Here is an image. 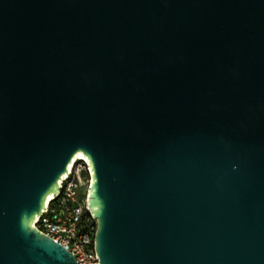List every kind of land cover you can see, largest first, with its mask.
I'll list each match as a JSON object with an SVG mask.
<instances>
[{"label": "water", "instance_id": "obj_1", "mask_svg": "<svg viewBox=\"0 0 264 264\" xmlns=\"http://www.w3.org/2000/svg\"><path fill=\"white\" fill-rule=\"evenodd\" d=\"M78 153L101 264H264V0H0V264Z\"/></svg>", "mask_w": 264, "mask_h": 264}, {"label": "built area", "instance_id": "obj_2", "mask_svg": "<svg viewBox=\"0 0 264 264\" xmlns=\"http://www.w3.org/2000/svg\"><path fill=\"white\" fill-rule=\"evenodd\" d=\"M91 173L83 158L73 160L61 180L59 193L52 196L34 225L73 254L77 264H101L95 250L97 220L88 204Z\"/></svg>", "mask_w": 264, "mask_h": 264}, {"label": "bare ground", "instance_id": "obj_3", "mask_svg": "<svg viewBox=\"0 0 264 264\" xmlns=\"http://www.w3.org/2000/svg\"><path fill=\"white\" fill-rule=\"evenodd\" d=\"M85 156L82 153H78L75 157L74 160L77 158H84Z\"/></svg>", "mask_w": 264, "mask_h": 264}]
</instances>
